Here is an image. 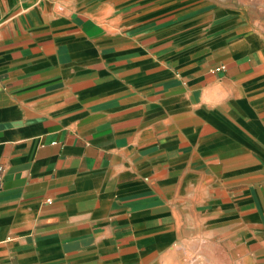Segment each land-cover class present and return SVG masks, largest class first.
<instances>
[{"label":"crops","instance_id":"obj_1","mask_svg":"<svg viewBox=\"0 0 264 264\" xmlns=\"http://www.w3.org/2000/svg\"><path fill=\"white\" fill-rule=\"evenodd\" d=\"M0 264H264V0H0Z\"/></svg>","mask_w":264,"mask_h":264},{"label":"built area","instance_id":"obj_2","mask_svg":"<svg viewBox=\"0 0 264 264\" xmlns=\"http://www.w3.org/2000/svg\"><path fill=\"white\" fill-rule=\"evenodd\" d=\"M220 69H223V67L221 66L218 70H220Z\"/></svg>","mask_w":264,"mask_h":264}]
</instances>
